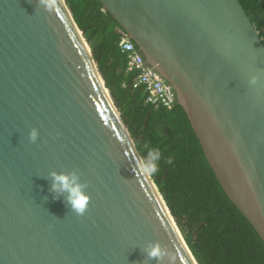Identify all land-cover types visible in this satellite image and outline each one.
Masks as SVG:
<instances>
[{"label":"water","instance_id":"1","mask_svg":"<svg viewBox=\"0 0 264 264\" xmlns=\"http://www.w3.org/2000/svg\"><path fill=\"white\" fill-rule=\"evenodd\" d=\"M0 0V264H199L67 0ZM169 83L264 242V42L240 0H99ZM255 80V83H253ZM39 130L32 143L31 130ZM77 171L84 216L51 192ZM159 243L166 255L149 260Z\"/></svg>","mask_w":264,"mask_h":264},{"label":"trees","instance_id":"2","mask_svg":"<svg viewBox=\"0 0 264 264\" xmlns=\"http://www.w3.org/2000/svg\"><path fill=\"white\" fill-rule=\"evenodd\" d=\"M240 2L264 42V0ZM67 3L138 151L144 158L145 145L160 149L162 159L153 178L197 262L264 264L263 240L223 190L184 109L177 102L172 110L150 105L144 88L133 87L137 73L127 71L119 47L125 32L99 0Z\"/></svg>","mask_w":264,"mask_h":264},{"label":"clouds","instance_id":"3","mask_svg":"<svg viewBox=\"0 0 264 264\" xmlns=\"http://www.w3.org/2000/svg\"><path fill=\"white\" fill-rule=\"evenodd\" d=\"M39 4L49 13H53L58 7L57 0H39ZM29 139L32 143L37 142L39 130L33 128ZM145 147L147 148V155L138 162V171L145 178H153L159 171L162 153L159 148H149L147 145ZM168 163H172L171 159L168 160ZM87 188V184L81 181V176L77 171L51 173V192L54 197L56 199L64 197L72 212L78 216H84L91 203ZM143 251L149 260H162L166 255L159 243H149Z\"/></svg>","mask_w":264,"mask_h":264},{"label":"built area","instance_id":"4","mask_svg":"<svg viewBox=\"0 0 264 264\" xmlns=\"http://www.w3.org/2000/svg\"><path fill=\"white\" fill-rule=\"evenodd\" d=\"M121 52L127 58V71L136 72L134 88H144L147 102L155 107L172 110L176 105V96L172 86L146 60L137 46L124 35L119 43Z\"/></svg>","mask_w":264,"mask_h":264}]
</instances>
